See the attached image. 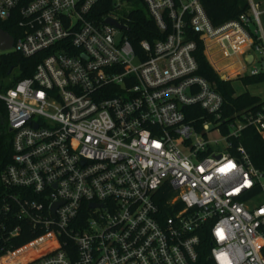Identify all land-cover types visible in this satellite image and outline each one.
<instances>
[{
	"label": "built area",
	"instance_id": "1",
	"mask_svg": "<svg viewBox=\"0 0 264 264\" xmlns=\"http://www.w3.org/2000/svg\"><path fill=\"white\" fill-rule=\"evenodd\" d=\"M100 2L0 0L14 39L0 57L40 55L31 75L0 76L12 145L0 239L20 233L12 219L42 232L0 264H192L205 233L215 264H264V171L242 144L232 151L247 126L264 138V106L223 131L224 98L195 58L198 38L236 55L222 79L263 73L260 3L216 25L203 0H142L161 36L136 48L130 0L103 14ZM29 247L46 251L17 255Z\"/></svg>",
	"mask_w": 264,
	"mask_h": 264
},
{
	"label": "trees",
	"instance_id": "2",
	"mask_svg": "<svg viewBox=\"0 0 264 264\" xmlns=\"http://www.w3.org/2000/svg\"><path fill=\"white\" fill-rule=\"evenodd\" d=\"M142 1V0H130ZM205 10L214 24H220L230 19L238 17L241 13L247 12L249 8L248 0H203ZM111 8V0H101L95 6V11L98 14H103ZM133 23L130 30V39L134 46L137 48L138 42L141 39L147 38L152 40L155 37L161 36L151 16L142 9L133 10L131 13ZM0 27L3 29L11 30L10 26L0 21ZM12 31V30H11ZM197 49L195 51V58L198 63V74L205 77L215 84L216 89L221 93L224 98L222 108V118L226 119L222 125L223 131H227V123L234 120L235 114L241 115L248 110H257L264 106V99L259 95L252 94L248 91L237 93L233 80L222 79L218 73L213 69L204 54V44L198 38ZM208 47H211L210 45ZM40 55L26 58L19 53L3 54L0 57V76H4L8 71L16 66H19V73L16 79H20L32 74L36 64L39 62ZM220 73V71L218 70ZM222 74V73H221ZM222 76H224L222 74ZM226 77V76H224ZM245 85L259 83L264 80V72L259 75H245L239 77ZM6 111L4 104L0 102V173L5 165L10 161L12 156V145L10 140V133L6 126ZM233 148L235 151L237 145L242 144L247 152L250 154L252 162L256 167L264 171V138L253 126H247L242 129L240 138L232 139ZM8 190L0 181V207L2 204L3 196ZM12 215V214H9ZM13 225L20 224L21 231L18 235L8 238L4 236L0 239V255L5 253L8 249L19 248L32 240L36 239L42 234L41 231H34L33 226L27 221H18L12 219ZM37 246V245H36ZM38 247V246H37ZM211 243L207 233L202 236L200 245V254L198 259L192 264H215L209 257ZM29 248L22 249L18 252V256L28 253V260L36 258L46 251L44 248H36L33 252L28 251ZM33 249V248H32ZM31 252V254H29Z\"/></svg>",
	"mask_w": 264,
	"mask_h": 264
},
{
	"label": "rangeland",
	"instance_id": "3",
	"mask_svg": "<svg viewBox=\"0 0 264 264\" xmlns=\"http://www.w3.org/2000/svg\"><path fill=\"white\" fill-rule=\"evenodd\" d=\"M256 1L260 3L261 9L263 10L261 19L264 26V0H256ZM136 9H142L147 13V8L142 1H138V2L130 1L128 5L125 7L124 12L125 13L131 12ZM213 49H215V47ZM204 54L208 62L216 71V73H218L217 71L219 70L220 73H222L226 77H231L232 75H234L236 73L235 69H238L241 66V64L238 62L236 55L228 59L221 60L220 58L223 57L224 53L215 54L210 47H207L206 50L205 46H204ZM256 66H258V64ZM231 80H233V86L238 94L244 91H248L252 94L259 95L262 99H264V80L259 83H253L249 85H245L243 81L239 79V77L238 78L233 77L231 78ZM217 136L218 135L216 133L212 134L213 138H216ZM213 148L218 150H225V144L223 142H219L218 144L214 143Z\"/></svg>",
	"mask_w": 264,
	"mask_h": 264
},
{
	"label": "water",
	"instance_id": "4",
	"mask_svg": "<svg viewBox=\"0 0 264 264\" xmlns=\"http://www.w3.org/2000/svg\"><path fill=\"white\" fill-rule=\"evenodd\" d=\"M108 22H110L116 26L121 27V25L113 19H108ZM13 42H14L13 37L7 31H5L4 29H2L0 27V48L1 49H9L12 47ZM263 65H264V62H263ZM55 208H56V204L54 205V209Z\"/></svg>",
	"mask_w": 264,
	"mask_h": 264
}]
</instances>
